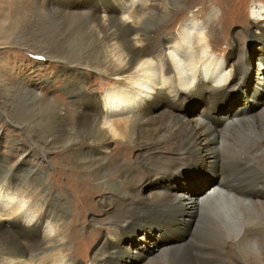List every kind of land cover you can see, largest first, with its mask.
<instances>
[{"label": "bare ground", "instance_id": "bare-ground-1", "mask_svg": "<svg viewBox=\"0 0 264 264\" xmlns=\"http://www.w3.org/2000/svg\"><path fill=\"white\" fill-rule=\"evenodd\" d=\"M27 1L20 0L17 8L23 10ZM84 1L35 0L31 6L37 16L52 9L67 22L74 20L72 33L68 22L67 34L83 39L88 49L65 60L73 69L60 85L68 100L59 103L17 79L19 88L13 87L25 97L23 102L49 117L46 142L34 141L40 153L46 149L67 157L74 171L90 179L78 183L77 193L88 196L92 182L99 189L105 232L94 264H182L194 254L191 249L213 239L226 252L225 264H249L231 256L235 249L264 264L259 251L264 235V97L258 98V87H264L262 61L251 62L247 54L241 60L214 54L217 33L226 35L223 10L210 7L197 13L192 9L200 5L191 8L189 0ZM252 6L244 32L264 46V4L253 1ZM174 22L177 31L168 32ZM230 46L233 57L236 47ZM89 73L112 80L113 86L100 94L87 90ZM252 74L256 79L246 96L250 105H244L246 98L230 112L215 114L228 100V91L250 82ZM3 76L0 85L12 87ZM192 99L204 101L194 118L181 112ZM3 113L9 117V110ZM9 143L0 152V264H81L65 252L73 240L68 236L73 234L74 208L66 189H54V172V182L45 180L38 162L46 154L19 138ZM26 148L34 163L25 164ZM13 154L17 158L9 160ZM190 162L209 169L215 178L195 196L178 189L182 177L177 172ZM65 174L68 183L70 173ZM140 224L171 230L178 239L139 252V244L133 245L139 240L127 232L130 225ZM127 237L132 241L125 243ZM192 238L201 239L200 245ZM122 254L126 256L120 263ZM202 255L195 264H205Z\"/></svg>", "mask_w": 264, "mask_h": 264}, {"label": "rangeland", "instance_id": "rangeland-1", "mask_svg": "<svg viewBox=\"0 0 264 264\" xmlns=\"http://www.w3.org/2000/svg\"><path fill=\"white\" fill-rule=\"evenodd\" d=\"M19 1L20 0H0V74L4 75L3 77L6 79L7 83H11L12 85V87H7L6 84L3 86L0 85V152H6V147L10 144L9 142L19 138L30 147H35L40 155H42V153L46 154L44 157L42 156V161L40 163L38 162L40 167L43 168L44 166V176L46 177L45 180L54 182L50 171L54 172L57 176V181L54 183V189L57 191V193L61 192L62 189H66L68 191V199L71 201L70 204L72 208H74L72 214L74 222L71 224L72 226L69 227V231L73 234L68 236L73 240L69 242L70 244L68 245L65 252H72L74 254L75 260H79V263L81 264H94V261L99 259L98 246L101 236L105 232V229L102 227L104 222L103 212L100 208V204H98L100 197L99 189L92 182L87 184V190L89 191L88 196H82L81 193H77L75 190L78 186V183H80L85 177L87 179L89 178L87 176L84 177L82 173L74 171L72 169V163L67 159V157L58 153L55 155V153L49 152L46 149L40 153V150L34 144V141L43 142L45 141L43 140V137H48L47 134H49L51 131V129L48 128V122H50L49 117L46 113L44 114V112L38 113L34 109L35 107L30 105L28 102H23L25 101V97H21V94L14 90V87L19 88L16 81L17 79L19 82L27 84L31 87H35L36 90L42 92L43 94H47L49 97L57 100V102L64 104L68 100H66L67 94H65V92L60 88V85L64 80H66V78L70 79L72 77L70 76L69 72L73 70L65 63V60L72 59L74 56H78L81 50L84 51L88 49L84 48L85 42L83 39L75 38L67 34L69 29L68 22H70V33H72L71 29L73 27L72 24H74V20L67 22L66 19H62L60 17L58 10L54 11L52 9L47 10L43 12L42 15L37 16L36 11H32L31 8L32 2L35 0H28L27 3H25V5H28V7L24 5L23 10H19L17 8ZM61 1L74 4L85 3L84 0ZM253 1L261 3L263 2L264 4V0H189V3L191 4V8H193L192 6L198 4L200 5L199 7L192 9V11H197V13L198 10L202 9L201 13L205 14L206 11L210 9V7L226 12V35L224 38L221 33H217L216 38L218 37V44L217 47L216 45L214 47L216 49L214 51L215 55H218V57H221L223 60L226 58L233 59L235 56L237 57L236 59L239 58L241 60L242 58L244 59L247 54L251 62H255L256 58H259V60L262 61L261 66L264 70V48H262L264 47L262 45L263 43L259 44L260 42L258 40H249L244 32L246 27L249 26V18L252 16ZM188 12L189 11L187 10L184 11V13H181L178 16V19L183 20V18L188 15ZM177 23L178 22H174L171 24L170 30L168 32L175 33L177 31ZM208 29L211 30L209 27L205 28V30ZM74 35H83V33L80 32ZM159 36H157V39ZM227 41L230 44H235L236 49L233 52V57L230 55L232 52V47L230 44L226 43ZM90 43L92 44V41ZM212 44H215V42ZM32 45H35V47ZM260 45L262 46L260 47ZM36 46H42L43 51L38 50ZM249 79H251L250 82L237 86L236 88L230 89V91H228L230 93L228 95V100L219 104L218 111H216L215 114L230 112L232 109L240 106L242 103L244 104L243 99L246 98L248 100L245 101L244 105H250L249 98L246 96L251 94V92L247 88L252 86L254 80L256 79V74L250 75ZM86 84L87 90H91V92L100 94L104 88L112 87L113 81L101 77L99 74L89 73L87 74ZM259 97H264V87H258V98ZM203 106V100L192 99L188 101L185 109L181 110V112L190 118H194L200 113ZM4 109L9 110V117L6 116L7 118L4 116ZM17 125L21 126V128L18 129ZM262 135L264 136V133ZM113 144L114 143L111 142L109 146L112 147ZM45 145H47V143H45ZM25 150H27L26 154H28L25 158V164L34 163L35 159H33V157L29 154L31 153V150H28L27 148ZM127 151L128 149H124V152ZM134 151L135 149L132 150V152ZM17 156V154H13L9 157V160L13 161V159L15 160ZM52 158H55V162H52ZM126 161L130 162V164L133 162L129 158ZM195 164V162H190L187 163L186 166L183 163V169L186 171L181 170L183 167L182 165L177 172V174L182 177V179L179 181L178 189H184V191H187L194 196L198 195L207 187L212 185L215 179L209 169L202 167V165L198 166L197 169L194 166ZM140 169L141 167L138 168V170ZM191 169H195L196 171L190 172L189 170ZM140 171L136 172V174L139 173L138 176H143V172ZM66 172L70 173V182L68 181V183L66 180H64L66 178ZM25 181L27 184L30 183L35 188V185L33 182H30L29 179ZM172 183H174V181ZM70 215L67 218H70ZM130 227L131 228L127 233L128 235L134 234L139 240V242L133 244H139V252L144 253L147 249H153V243H172L178 239L176 233L171 230L167 231L159 228L153 229L147 224L130 225ZM193 229L194 228L192 225H190L189 231L192 232ZM130 230H133V233H131ZM196 240L193 241L192 238V242H195V246L201 243V239ZM131 241L132 239H129V237L125 239V243H129ZM259 242V251L261 249L260 253H264V235L262 239L259 240ZM215 243L216 242L213 239L207 244H205V241L204 243L202 242L203 246L200 244V246H196L199 248V256L200 254H203L202 256H204L206 260H209V262H205L206 260L203 258L205 261L202 262L205 264H225V258H227L226 252H221L222 250H220L219 247H216L219 246V244ZM23 244L25 245L24 242ZM201 246L202 248H200ZM197 248H193V250L191 249L190 253L192 252L194 254L188 255L187 261L185 262L186 264L190 263L192 259L194 261L191 263L195 264V262H199L197 261L198 255L196 256L198 253L196 252V250H198ZM202 249H204V252ZM210 250L214 252H209ZM205 251L207 252L205 253ZM238 253V250L235 249L230 254L231 256L240 260H247L249 264H260L258 259H252L251 262L249 255L244 256L241 252L239 254ZM262 253L260 254V257H264ZM125 256L126 254L121 255V258L119 259L120 263L123 262ZM193 256L196 258L194 257V259ZM156 263L161 264L162 262L156 261Z\"/></svg>", "mask_w": 264, "mask_h": 264}]
</instances>
